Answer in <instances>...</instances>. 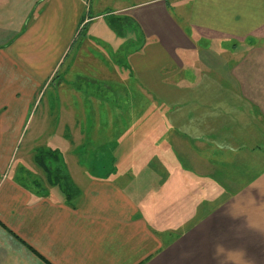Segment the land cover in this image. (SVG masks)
I'll return each instance as SVG.
<instances>
[{"label":"crops","instance_id":"obj_1","mask_svg":"<svg viewBox=\"0 0 264 264\" xmlns=\"http://www.w3.org/2000/svg\"><path fill=\"white\" fill-rule=\"evenodd\" d=\"M130 67L165 121L88 152ZM0 114V264H264V0H0Z\"/></svg>","mask_w":264,"mask_h":264},{"label":"rangeland","instance_id":"obj_2","mask_svg":"<svg viewBox=\"0 0 264 264\" xmlns=\"http://www.w3.org/2000/svg\"><path fill=\"white\" fill-rule=\"evenodd\" d=\"M117 35L120 36L122 34L119 32ZM95 51H97V49ZM125 74L126 79L123 81V85L125 86L119 89L120 92L115 91L116 94L119 95L117 96V100H112L113 103H110L111 100H109L108 106H106V99L95 97L92 102L93 105H83L79 107L78 113L75 112L74 115H72L78 122V137L80 138L81 136L83 139L88 137L89 140H94L91 147L92 150L89 149L88 152L92 151L94 154L102 152L101 142L105 140H115L114 150L117 151L118 138L124 133H126L128 142L129 139H131L132 141L143 143L144 146L149 147L148 139H150V137L146 135L148 132L140 133V130H138V132L137 130L131 129V125L134 122L140 126L148 125L156 120L159 124L163 122V120L165 121V109L161 107V104H159L160 110L157 116L150 111L152 98H150L151 93L149 91V87L144 82H141L142 84L140 85L139 82L131 76V67ZM119 84L122 86V83ZM64 99L68 101V96L64 97ZM39 104L40 103L38 102H33L28 114H26V126L23 131V141L21 140V143L18 146L19 155H21L23 148L30 147L28 146V139L30 137H35L34 133L38 130L43 134L41 138L42 142L40 143L45 142L46 145L42 146V144H39L37 147L40 150H42V148L45 150L46 158H49L50 155V158H54L55 155L53 154L57 150L56 147L60 148L56 144V139L58 136L65 133V131L69 130L56 128V122L59 117L57 109L55 112H45V103L43 102L42 104ZM102 108H104V110ZM90 109H93L94 113H90ZM119 121L125 122L127 128L123 129L122 125L118 126ZM38 122L42 124L41 126L48 125V127L45 129H36V123ZM92 126L94 127L92 128ZM58 131H62V133L57 134ZM131 132L133 135H129ZM31 147L33 146L31 145ZM60 149H62L63 152H66L63 146ZM44 164H47V160H44Z\"/></svg>","mask_w":264,"mask_h":264},{"label":"trees","instance_id":"obj_3","mask_svg":"<svg viewBox=\"0 0 264 264\" xmlns=\"http://www.w3.org/2000/svg\"><path fill=\"white\" fill-rule=\"evenodd\" d=\"M113 26H117L116 22H113ZM46 166L48 167V162H47Z\"/></svg>","mask_w":264,"mask_h":264}]
</instances>
